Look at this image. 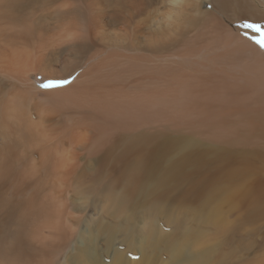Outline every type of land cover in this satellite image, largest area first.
<instances>
[{"label":"bare ground","instance_id":"1","mask_svg":"<svg viewBox=\"0 0 264 264\" xmlns=\"http://www.w3.org/2000/svg\"><path fill=\"white\" fill-rule=\"evenodd\" d=\"M261 44L264 0H0V264H264Z\"/></svg>","mask_w":264,"mask_h":264},{"label":"snow or ice","instance_id":"2","mask_svg":"<svg viewBox=\"0 0 264 264\" xmlns=\"http://www.w3.org/2000/svg\"><path fill=\"white\" fill-rule=\"evenodd\" d=\"M208 7H211L212 5H206ZM245 28H255L257 31L259 30V25H253V24H245L243 25ZM261 47L264 48V44H261ZM71 81L69 80H62V81H49L48 83H42L40 86L44 89H51L56 87H62Z\"/></svg>","mask_w":264,"mask_h":264},{"label":"rangeland","instance_id":"3","mask_svg":"<svg viewBox=\"0 0 264 264\" xmlns=\"http://www.w3.org/2000/svg\"><path fill=\"white\" fill-rule=\"evenodd\" d=\"M168 232H169V231H168ZM166 234H168V233H166ZM131 257H132V258H135L136 256L131 255ZM166 257H167V256H166ZM168 258H169V257H167V258L165 259V256H163V259H164V260H162V258H161L162 261L159 262L158 264H163V261L166 262ZM166 263H167V262H166Z\"/></svg>","mask_w":264,"mask_h":264}]
</instances>
